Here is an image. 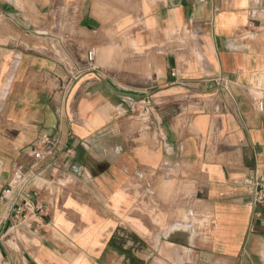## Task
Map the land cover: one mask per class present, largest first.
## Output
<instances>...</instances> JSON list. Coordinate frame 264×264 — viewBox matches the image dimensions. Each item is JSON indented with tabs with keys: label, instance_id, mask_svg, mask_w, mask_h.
<instances>
[{
	"label": "crops",
	"instance_id": "crops-1",
	"mask_svg": "<svg viewBox=\"0 0 264 264\" xmlns=\"http://www.w3.org/2000/svg\"><path fill=\"white\" fill-rule=\"evenodd\" d=\"M125 4L0 0V264H264V0Z\"/></svg>",
	"mask_w": 264,
	"mask_h": 264
},
{
	"label": "built area",
	"instance_id": "built-area-1",
	"mask_svg": "<svg viewBox=\"0 0 264 264\" xmlns=\"http://www.w3.org/2000/svg\"><path fill=\"white\" fill-rule=\"evenodd\" d=\"M87 69L97 71V66L94 61V53L89 51L86 55ZM174 75V74H172ZM216 85V90L219 94H224L229 98L231 81L224 75L218 74L212 78ZM146 104L150 100H145ZM225 108V107H224ZM263 105L259 103V109L262 110ZM52 145L50 138L47 135L40 136L34 144V159L39 162L43 160L44 156L51 150L48 146ZM37 173L33 169L25 168L23 165H18L12 172L13 182L10 188L15 190L19 200L16 209V219L19 222L25 221L28 213H39L41 208H38L36 203L32 202L26 192L32 186V182L36 180ZM246 193L249 196V203L254 210H260L256 214L264 213V175L259 173L256 169L248 171L242 180Z\"/></svg>",
	"mask_w": 264,
	"mask_h": 264
},
{
	"label": "rangeland",
	"instance_id": "rangeland-1",
	"mask_svg": "<svg viewBox=\"0 0 264 264\" xmlns=\"http://www.w3.org/2000/svg\"><path fill=\"white\" fill-rule=\"evenodd\" d=\"M108 2L110 4H112L111 6H109L112 10H114L115 12H117V16H119V14L122 12L123 8H125L126 2H128V0H108Z\"/></svg>",
	"mask_w": 264,
	"mask_h": 264
}]
</instances>
